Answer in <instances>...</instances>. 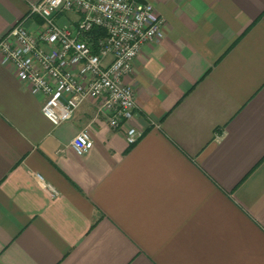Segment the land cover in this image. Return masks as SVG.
<instances>
[{
	"label": "crops",
	"instance_id": "1",
	"mask_svg": "<svg viewBox=\"0 0 264 264\" xmlns=\"http://www.w3.org/2000/svg\"><path fill=\"white\" fill-rule=\"evenodd\" d=\"M35 1L0 0V38ZM137 1L166 26L128 78L133 145L93 99L55 126L0 60V264H264V0Z\"/></svg>",
	"mask_w": 264,
	"mask_h": 264
},
{
	"label": "built area",
	"instance_id": "2",
	"mask_svg": "<svg viewBox=\"0 0 264 264\" xmlns=\"http://www.w3.org/2000/svg\"><path fill=\"white\" fill-rule=\"evenodd\" d=\"M61 12H79L75 27L61 25ZM41 23L28 28L23 18L0 38V60L11 66L33 94L44 96L42 113L55 126L72 119L87 99L110 126L124 131L130 145L145 134L137 122L136 89L128 78L136 58L148 43L165 36V18L149 1L137 0H37L28 17ZM95 28L105 36L94 37ZM72 146L79 155L94 146L90 128L82 129ZM56 193L51 185H47Z\"/></svg>",
	"mask_w": 264,
	"mask_h": 264
},
{
	"label": "trees",
	"instance_id": "3",
	"mask_svg": "<svg viewBox=\"0 0 264 264\" xmlns=\"http://www.w3.org/2000/svg\"><path fill=\"white\" fill-rule=\"evenodd\" d=\"M94 37H99V36H105L106 32L104 29L101 28H95L93 31Z\"/></svg>",
	"mask_w": 264,
	"mask_h": 264
}]
</instances>
